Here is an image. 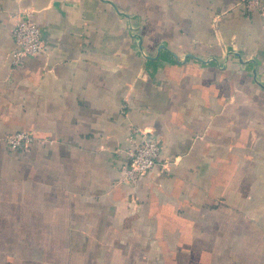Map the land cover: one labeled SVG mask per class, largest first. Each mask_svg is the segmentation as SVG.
<instances>
[{
  "label": "crops",
  "instance_id": "0c3cea01",
  "mask_svg": "<svg viewBox=\"0 0 264 264\" xmlns=\"http://www.w3.org/2000/svg\"><path fill=\"white\" fill-rule=\"evenodd\" d=\"M26 15L46 50L14 65ZM133 129L162 149L135 185ZM0 264H264V15L0 0Z\"/></svg>",
  "mask_w": 264,
  "mask_h": 264
},
{
  "label": "built area",
  "instance_id": "2783aa9c",
  "mask_svg": "<svg viewBox=\"0 0 264 264\" xmlns=\"http://www.w3.org/2000/svg\"><path fill=\"white\" fill-rule=\"evenodd\" d=\"M244 15L260 12L264 15V4L258 0H238ZM13 37L15 47L11 53L14 65H21L28 57L37 56L45 52L46 46L43 39V31L30 15L18 16ZM138 130H132L130 141H134L129 148V161L121 167V182L135 185L141 177L147 175L158 165L161 155L159 141L144 138L136 143ZM37 138L29 132L21 131L6 137L5 141L12 151L28 149Z\"/></svg>",
  "mask_w": 264,
  "mask_h": 264
}]
</instances>
